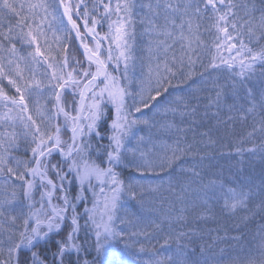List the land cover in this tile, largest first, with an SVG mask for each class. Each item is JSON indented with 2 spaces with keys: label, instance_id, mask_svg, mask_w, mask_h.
<instances>
[{
  "label": "snow or ice",
  "instance_id": "6c2138e0",
  "mask_svg": "<svg viewBox=\"0 0 264 264\" xmlns=\"http://www.w3.org/2000/svg\"><path fill=\"white\" fill-rule=\"evenodd\" d=\"M136 6L135 0H91V7L88 0H0V82L7 81L15 93L9 95L0 83V264H131L125 257L132 248L139 245L138 252H144L139 238L151 239L152 230L160 225L154 220L144 223L138 213L122 217L125 197L142 202L144 179L158 169L174 170L192 153L196 141L188 142L182 135L185 129L169 124L178 135L173 143L163 145L162 155L129 144L134 128L148 123L144 110L157 108L177 87L173 81L190 80L198 66L205 71L225 68L233 97L244 101L239 107L228 106L250 128L235 142V155L247 152L264 158V87L257 97L250 85L257 65L264 83V7L257 8L255 0H149L141 19L150 37L148 79L133 95L125 82L135 70L130 41ZM105 24L107 31H99ZM73 33L83 60L68 54L64 37ZM205 34L211 39L206 41ZM18 42L34 51L20 55ZM203 53L210 57L206 65ZM41 63L47 69L38 79L33 66ZM221 99L222 90L209 106L219 108ZM165 111L183 117L194 115L197 107L177 95ZM200 136V143L215 144L210 132ZM246 143L251 146L244 147ZM21 148L22 158L16 155ZM124 169L134 175L127 183ZM180 170L199 176L192 168ZM216 185L210 181V186ZM219 187L224 211L250 210L256 194L252 187L222 183ZM260 195L257 207L264 211V189ZM208 212L205 208L202 215ZM54 236L60 238L53 240ZM185 237L188 233L169 232L164 245L175 238L179 247L186 248L181 244ZM259 247V261L250 257L232 264H264V235ZM146 264L176 262L169 255ZM192 264H208V260Z\"/></svg>",
  "mask_w": 264,
  "mask_h": 264
},
{
  "label": "trees",
  "instance_id": "16d2710c",
  "mask_svg": "<svg viewBox=\"0 0 264 264\" xmlns=\"http://www.w3.org/2000/svg\"><path fill=\"white\" fill-rule=\"evenodd\" d=\"M240 2L244 3V0H240ZM255 2L257 8L264 5L261 3V0H255ZM88 3L89 7H91V0H88ZM256 15L259 16L258 11ZM134 19L136 21L134 25V37L130 41L133 44L132 52L134 51L142 61L139 62V67L146 70V60H143V58L149 51L148 48L145 49V39L143 40V37L137 36L141 33V24L138 21L137 12H135ZM98 30L101 32L107 31V25L105 24L103 29ZM51 37L52 33L49 32V43L52 44V48L55 50L56 45L52 42ZM64 42L70 46L68 54L76 59L79 52L75 48L73 40L65 36ZM17 48L19 49V54L22 56H27L30 51H34L33 48H29L27 45H22L19 42L17 43ZM205 57L209 58V56ZM58 58H60L59 55ZM75 59L71 61L75 62ZM33 68L37 74V78H42L45 72L42 64L34 65ZM196 71L197 75L190 79L192 83L206 79L200 75L201 72H205L204 68L198 66ZM260 72L261 67H256L255 76L260 77ZM218 78L207 80L199 86L193 85L190 87L187 85L186 88L180 91V96L188 100L192 99L191 101L194 102H196L199 96L202 97L196 106L197 111L194 115H185L183 117L178 112H171V116L170 118L168 116L167 120L170 121V124L186 130L182 135L186 136L188 142L196 141V143L194 144L192 153L178 161L174 170L166 169L160 172L158 169L156 173L149 175L153 182L151 188H155L156 190H144L143 200L142 202L139 201V204L144 203L150 206L139 205L138 207V214L145 218L143 222L146 220L152 221L151 218L154 216V221H160L163 218L164 221L173 223V227L166 226L165 228L153 230V236L149 239V244L152 246L163 245L159 249L162 254L166 256L171 255L174 258L176 250L181 248L176 243L172 244V242L176 241L175 238L170 240L167 245H164V236L167 233L171 232L173 236L180 232L188 233V237L181 240V244L187 246L182 249L185 251L188 264H192L193 261L200 262L204 259L208 260V264H232L237 259L247 260L251 257L259 261L262 257V250L259 247V231L254 229V227L257 226V223H261L264 220V211H261L257 207L261 200L260 193L264 189V158L260 154H249L247 152L242 157L235 155V142L250 128L248 125L241 124L238 112L229 111V105L236 104L239 107L241 103H244V101L236 100L233 97L230 88V75L228 74L226 78ZM0 83L5 87L9 95L15 94L14 89L7 84V81ZM177 83L179 82L173 81V84ZM182 84L186 85L187 81ZM250 85L256 88L257 97H259V90L261 87H264V83L259 79L254 84L250 83ZM172 90L169 94L165 95L168 98L166 97L167 99L161 101L165 106H168L169 101L174 100L171 97L173 95ZM221 90L223 93L220 107L218 108L215 105L209 106V100L215 99L216 92ZM225 90H227V93L224 92ZM174 96H177L176 92ZM2 110L0 109V111ZM229 115L235 116L236 119L227 121ZM188 117H190V121L186 123ZM218 121H227V123H218ZM250 123L251 118H249V125ZM186 125H191V127H187ZM155 130L157 138H165L166 133L164 131L168 132V137H170L169 131L171 129L169 128L163 131L161 126H158L155 127ZM157 131H159L160 135L162 134L161 137L157 136ZM203 132H210L212 139L215 140L214 145L200 143V133ZM175 133L177 136L176 130ZM203 139L206 141L208 138L204 137ZM256 142L259 143V139ZM163 145L162 141L154 139L149 135L144 140L145 151H150L155 155L163 154ZM243 146L250 147L251 145L250 143H246ZM16 155L22 158L23 148ZM181 168H192L195 172L199 173V176H195L189 171H181ZM210 181H216L217 185L210 186ZM169 182H171V186ZM221 183L225 187L239 188L242 185L252 187L256 194L249 203L250 210H238L235 214L224 211V197L219 187ZM177 204L180 206H178V210L174 208ZM168 206L171 207L167 209ZM205 208L209 209V212L202 215ZM165 209H167L166 212H164ZM120 215L122 217L125 215L123 209H121ZM181 215L185 218L177 219ZM244 216L248 217L246 221L242 219ZM117 223L119 224V221ZM236 236L242 238L234 240L233 237ZM202 248L204 249L203 254H201ZM162 254L158 258L149 254H147V257L155 260L159 259ZM183 263L185 264L184 261L180 262V264ZM176 264L179 263L176 262Z\"/></svg>",
  "mask_w": 264,
  "mask_h": 264
},
{
  "label": "rangeland",
  "instance_id": "374dc122",
  "mask_svg": "<svg viewBox=\"0 0 264 264\" xmlns=\"http://www.w3.org/2000/svg\"><path fill=\"white\" fill-rule=\"evenodd\" d=\"M135 1H138V0H135ZM260 7H264V5H263V6H260ZM205 36H207V35L205 34ZM205 36H204L203 38H204L206 41H208V39H206ZM148 59L150 60V57H148ZM156 62H157V61H156L155 59L151 60V63H152V65H153V67L155 66ZM148 65H149V62H148L147 65H146L147 68H148ZM257 67H260V66L257 65ZM134 72H135V70L133 71V73H134ZM131 76H132L131 73H129V80L127 81L129 87L131 86V83H133V79H132V80L130 79ZM140 77H141V76H140ZM259 79H260V78H259V77H256V76H254V78H253V80H254L255 82H257ZM253 80H252L250 83H253V84H254L255 82H254ZM134 81H135V79H134ZM140 86H141V84H140ZM128 90H129V88H128ZM138 92H139V91H138ZM224 92L227 93V90H225ZM222 93H223V92H222ZM133 95H135V94H133ZM164 99H167V98L164 97ZM161 108H162V107H159V106H158L157 108H155L154 112H157V111H160V112H161V111H162ZM165 108H166V106L163 107V109H165ZM162 112H163V111H162ZM165 114H167V113H165ZM168 115H169V118H170L171 115H170V114H168ZM189 121H190V119H187V120H186V123L189 122ZM186 126H187V127H191V125H186ZM141 137H143L144 139H145V138H148V133H142V134H140V135L137 137L136 132H135V137L133 138V139H134V142H135V146H133V145H129V147H130V148H136V147H139V148H140L141 145L143 144V142H142V143H139ZM165 138H166V137H165ZM167 138H168V137H167ZM133 139H132V140H133ZM144 139H143V141H144ZM132 140H131V141H132ZM167 141H168V140H167ZM172 142H173V141H172ZM168 144H171V143H168ZM126 170H128V169H126ZM128 172H129V170H128ZM122 174H123V175H124V174L127 175V174L124 173V172H123ZM129 174H130V175H129L130 178L134 179V175H133L132 173H130V172H129ZM123 178L126 179V180H125L126 183H127V182L129 181V179H130L128 176H125V177H123ZM183 180H184V178H183ZM146 182L150 183V184H148V185H151V184L153 183L152 180H151V177H149V176H148L146 179H144V181H143V183H146ZM183 182H184V181H183ZM148 185H146L147 187L145 188V190H146L147 188H149ZM138 190H139V189L137 188V191H138ZM126 198H128V197H125V199H126ZM128 203L130 204L131 202L128 201ZM125 204L127 205V203H125ZM126 205H125V207H124L123 209H126V210L128 211V213L133 212V205L130 204L129 207L126 206ZM177 205L179 206V204H177ZM179 207H180V206H179ZM144 254H145V252H144ZM142 255H143V254H141L140 256H137V262H139L140 264H146V262L150 261L149 258H144ZM137 262H136V264H138Z\"/></svg>",
  "mask_w": 264,
  "mask_h": 264
}]
</instances>
